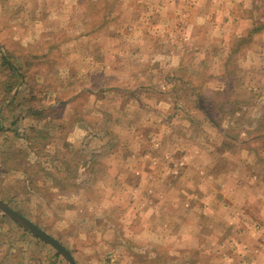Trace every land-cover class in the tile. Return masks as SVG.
<instances>
[{
    "label": "rangeland",
    "instance_id": "1",
    "mask_svg": "<svg viewBox=\"0 0 264 264\" xmlns=\"http://www.w3.org/2000/svg\"><path fill=\"white\" fill-rule=\"evenodd\" d=\"M0 199L78 264H264V0H0Z\"/></svg>",
    "mask_w": 264,
    "mask_h": 264
},
{
    "label": "water",
    "instance_id": "2",
    "mask_svg": "<svg viewBox=\"0 0 264 264\" xmlns=\"http://www.w3.org/2000/svg\"><path fill=\"white\" fill-rule=\"evenodd\" d=\"M0 211L9 216L11 219H13L15 222H17L27 230L31 231L36 236L42 238L46 242L53 245L67 259L70 264H78L72 253L59 240L47 233L44 229L39 227L32 220L19 213L17 210H15L8 203L4 202L2 199H0Z\"/></svg>",
    "mask_w": 264,
    "mask_h": 264
},
{
    "label": "crops",
    "instance_id": "3",
    "mask_svg": "<svg viewBox=\"0 0 264 264\" xmlns=\"http://www.w3.org/2000/svg\"><path fill=\"white\" fill-rule=\"evenodd\" d=\"M262 214L264 213L262 212ZM260 220L264 224V216H260ZM19 242L20 239L10 241V239L0 236V264H39L38 254H26L25 248L22 247L24 244H19Z\"/></svg>",
    "mask_w": 264,
    "mask_h": 264
}]
</instances>
